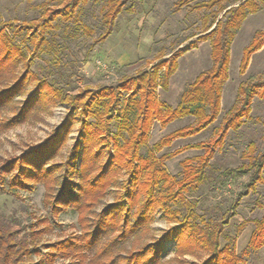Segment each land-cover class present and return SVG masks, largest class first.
Returning a JSON list of instances; mask_svg holds the SVG:
<instances>
[{"label":"trees","instance_id":"trees-1","mask_svg":"<svg viewBox=\"0 0 264 264\" xmlns=\"http://www.w3.org/2000/svg\"><path fill=\"white\" fill-rule=\"evenodd\" d=\"M89 1L65 0L63 5L48 9L39 19L0 23V114L12 113L9 117L0 115V122H3L0 129L26 122L33 110L55 99L68 103L72 114L78 111L82 115L80 135L65 163L49 164L66 142L72 129L70 121L64 122L60 131L36 149L0 166L1 191H8L7 185L11 190L30 188V183L42 182L46 189L45 203L52 215L56 217L69 207L75 209L79 230L67 238L47 244L45 247L49 250L42 254L38 246L31 243L38 230L28 232L26 227L16 228L17 218L2 215L0 264H44L46 260L54 264L57 258L68 260L67 264H165L163 253L165 242L169 240L175 241V251L179 254L208 252L209 256L201 264H244L241 256L264 247V215L252 220L254 228L248 243L238 254L234 240L223 247L220 244L224 231L222 224L227 220L213 229H206L192 220L191 211L181 216V211L174 210L173 205L184 201L185 194L197 191L206 182L216 151L224 147L230 131L236 132L242 127V119L251 114L254 98L264 97V78H251L239 86L237 103L223 118L214 139L188 144L159 157L157 152L172 146L177 139L201 133L217 119L222 108L223 86L229 77L235 31L242 27L249 14L260 10V1L264 3V0L201 2L195 8L208 10L204 28L198 32L201 36L169 58L160 60L151 69L140 70L121 77L114 84L85 89L70 96L63 94L49 78L32 70L31 56L52 46L54 38H47L46 34L50 30L55 31L59 18L65 24L78 23ZM128 1L110 0V6L102 17L105 30L95 39L93 46L112 34L116 19ZM188 1L179 0L176 4L180 7ZM221 13L223 16L220 18ZM20 32L24 36L18 39L15 35ZM195 35L189 34L184 40ZM204 41H209L211 46V68L198 74L181 94L176 107L167 105L158 98V88L168 89L170 79L179 67V59ZM263 46L264 29L258 30L244 48L241 73L247 71L252 55ZM20 67L24 69L22 74L18 72ZM34 81L38 82L34 93L22 102L16 100ZM118 109L122 112L116 131L111 133L109 122ZM189 116L194 117V124L178 128L161 138L147 156L140 153L155 120L166 126ZM106 148L112 152L103 163ZM188 149H200L203 153L180 162L182 171L171 176L164 162ZM242 158L246 162L218 175L219 178L225 175L248 176L225 219L234 217L242 199L264 183V140L250 142ZM15 170V174L10 176ZM124 170L127 178L120 182L118 175ZM109 194L113 195V201L97 210ZM159 211L174 224L156 238L152 224ZM42 223L49 227L47 221ZM246 223L244 221L237 227L238 234ZM33 255H41L42 258L28 262L27 259Z\"/></svg>","mask_w":264,"mask_h":264},{"label":"rangeland","instance_id":"rangeland-1","mask_svg":"<svg viewBox=\"0 0 264 264\" xmlns=\"http://www.w3.org/2000/svg\"><path fill=\"white\" fill-rule=\"evenodd\" d=\"M177 1L179 0H129L117 17L112 34L104 42L93 46L95 39L105 30L106 24L102 17L103 12L110 6V0H90L83 8L78 23L65 24L61 22V18L56 21L55 31L50 30L46 34L47 38H54L52 46L45 50L41 49L31 56L33 59L31 68L36 73L49 78L63 94L70 96L85 89L93 90L114 84L121 77L140 70L151 69L160 60L169 58L172 53L201 36L198 32L204 28L203 23L208 10L198 9L195 6L209 0H189L188 4L180 7L177 6ZM64 3L65 0H0V23L9 20L28 22L39 19L48 9L60 7ZM260 4V10L249 14L242 27L235 31L231 43L229 77L223 86L222 108L217 119L201 133L177 139L172 146L157 152L158 157L188 144L214 139L223 123V118L237 103L239 86L251 78H264V46L252 55L247 71L240 72L244 48L250 44L258 30L264 29V3L260 1ZM219 16L221 18L223 13ZM193 33L197 35L184 40L187 35ZM15 36L21 39L24 33L20 32ZM211 66V46L209 41H204L196 48L188 50L179 59V67L171 77L168 89L158 88V98L167 105L176 107L185 89L199 73L208 70ZM23 71L22 67L18 70L20 74ZM37 86V81L32 82L26 87L25 94L17 97L16 100L22 102L21 100L34 93ZM32 112L26 122L15 127L0 129V166L36 149L60 131L64 122L70 121L72 129L67 135L66 142L49 164H63L67 161L80 135L82 115L78 111L72 114L71 106L59 99L45 102ZM121 112L122 110L118 109L109 122L111 133L117 129ZM0 115L9 117L12 113L3 112ZM91 120L93 122L94 118L91 117ZM242 120L244 122L242 127L236 132L230 131L224 147L216 151L206 182L197 191L185 194L184 201H178L173 205L174 210L181 211V216L191 211L192 220L206 229H213L227 220V223L222 224L224 231L220 244L223 247L228 241L234 240L238 254L248 243L254 228L252 220L264 215V183L259 184L255 191L242 199L234 217L225 219L248 176L225 175L219 178L218 175L225 169L236 168L246 162L242 158V153L247 151L250 142L264 140V97L254 98L251 114ZM194 122L192 116L176 119L166 126L155 120L147 143L141 146L140 153L147 156L161 138ZM111 152L110 148L104 150L103 163L107 162ZM202 153L203 150L200 149L185 150L165 161L164 167L171 176L179 174L182 171L180 162ZM15 172L16 170L10 173V176ZM125 173L124 170L118 175L120 182L127 178ZM59 174L58 172L57 176ZM30 184H32L30 188L16 187L9 190L10 186L7 185L8 191L0 190V216L17 218L19 221L14 226L16 228L26 227L28 232L38 230L31 243L37 245L41 253L45 254L49 250L45 247L47 244L67 238L79 230L78 214L75 209L69 207L61 211L58 216H53L45 203L44 183ZM112 201L113 195L109 194L102 200L97 210H101ZM42 221H47L49 227L46 228V224ZM244 221L247 223L243 231L238 234L237 227ZM173 224L168 222L162 211H159L152 224L153 235L156 238L162 236ZM175 248L174 240L165 242L163 253L165 264H201L209 256L205 250L195 251L192 254H179L176 253ZM241 257L244 264H264V247L250 250ZM41 258V255H33L27 261L37 262ZM67 263L68 260L61 258H57L54 262V264ZM44 264L49 263L46 260Z\"/></svg>","mask_w":264,"mask_h":264}]
</instances>
